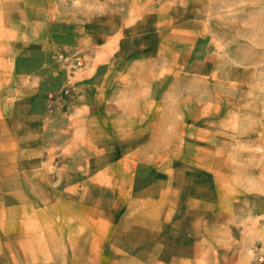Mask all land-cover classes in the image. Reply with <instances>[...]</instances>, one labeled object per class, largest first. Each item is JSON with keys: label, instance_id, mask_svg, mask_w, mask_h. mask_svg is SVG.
Here are the masks:
<instances>
[{"label": "rangeland", "instance_id": "374dc122", "mask_svg": "<svg viewBox=\"0 0 264 264\" xmlns=\"http://www.w3.org/2000/svg\"><path fill=\"white\" fill-rule=\"evenodd\" d=\"M105 2L112 35L42 76L40 187L0 255L39 264L94 229L138 264L187 233L197 264H264V0Z\"/></svg>", "mask_w": 264, "mask_h": 264}, {"label": "crops", "instance_id": "0c3cea01", "mask_svg": "<svg viewBox=\"0 0 264 264\" xmlns=\"http://www.w3.org/2000/svg\"><path fill=\"white\" fill-rule=\"evenodd\" d=\"M116 19L105 0H0V252L8 247L9 235L25 233L20 212L26 178L33 195L40 187L42 76L53 73L49 68L58 54L85 51L90 38L106 41ZM109 236L108 230H74V242L50 243L58 253L39 264H138L133 257L109 256ZM188 236L175 245V258L166 249L161 264H197V245ZM0 264L12 263L2 253Z\"/></svg>", "mask_w": 264, "mask_h": 264}, {"label": "built area", "instance_id": "2783aa9c", "mask_svg": "<svg viewBox=\"0 0 264 264\" xmlns=\"http://www.w3.org/2000/svg\"><path fill=\"white\" fill-rule=\"evenodd\" d=\"M259 261H260V262L264 261V257H262V256L259 257Z\"/></svg>", "mask_w": 264, "mask_h": 264}]
</instances>
